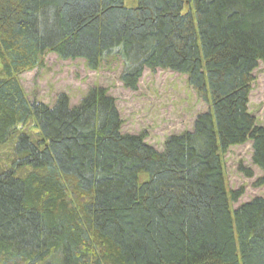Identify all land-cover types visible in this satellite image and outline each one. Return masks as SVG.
<instances>
[{"label":"trees","instance_id":"1","mask_svg":"<svg viewBox=\"0 0 264 264\" xmlns=\"http://www.w3.org/2000/svg\"><path fill=\"white\" fill-rule=\"evenodd\" d=\"M126 1L0 0V145L31 120L40 136L17 135L0 174V264H264V198L232 211L243 189L228 191L222 160L252 141L264 173V125L249 110L264 0ZM47 53L91 70L119 56L130 90L146 69L186 75L210 110L158 151L122 133L106 88L74 108L65 94L31 102L18 74Z\"/></svg>","mask_w":264,"mask_h":264},{"label":"rangeland","instance_id":"2","mask_svg":"<svg viewBox=\"0 0 264 264\" xmlns=\"http://www.w3.org/2000/svg\"><path fill=\"white\" fill-rule=\"evenodd\" d=\"M129 7L137 0H127ZM185 12L188 11L186 7ZM123 61L119 56L105 59L97 70L87 67L84 59L63 60L54 53L43 57V65L18 74L20 83L31 102H42L53 107L57 98L65 94L71 108L81 104L83 98L94 87H103L115 98L120 117L123 120V134L143 135L144 141L158 151L164 150L165 140L172 135L193 131L197 116L208 112L210 105L201 100L188 85L187 76L170 70L146 69L137 90L126 88L121 81ZM4 76L0 62V77ZM255 80L251 85L249 110L257 125H264V63L259 62L253 71ZM31 134L35 141L40 138L39 129L31 120L18 129ZM17 135L0 145V174L13 168L16 159ZM252 141L231 146L222 154L228 191L243 189L242 196L230 200L232 211L257 197L264 198V185H257L264 173L253 162ZM243 167L253 172L251 178L240 170ZM32 170L26 166L16 169V175L25 176Z\"/></svg>","mask_w":264,"mask_h":264}]
</instances>
